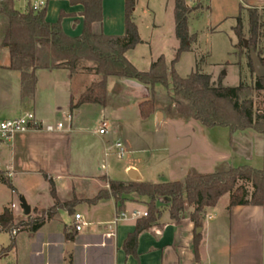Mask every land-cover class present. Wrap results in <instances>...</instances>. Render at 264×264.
<instances>
[{
    "label": "crops",
    "instance_id": "obj_1",
    "mask_svg": "<svg viewBox=\"0 0 264 264\" xmlns=\"http://www.w3.org/2000/svg\"><path fill=\"white\" fill-rule=\"evenodd\" d=\"M24 1L26 9L23 12H26L36 0ZM213 1L199 2L202 9L207 3L206 9L212 11ZM235 1L239 4V12L230 16L235 21L240 14V5L264 8V0H250V3ZM158 2L159 5L156 0H137L134 8V20L142 42L125 55L140 71H148L162 55L170 70L179 47L175 18H171L174 16L175 0ZM223 5L226 9L227 4ZM102 6L103 20L93 24L94 33L124 36L126 0H103ZM45 7L47 21L57 22L64 12V32L71 37L82 34V3L46 0ZM197 11L189 15L190 32V17ZM166 13L171 23L173 21L172 37L175 38L171 60L166 50L156 45L157 36L166 41L168 39L164 32L163 15ZM190 51H195L194 43ZM201 55L199 53L197 59L200 71L210 74L215 82V75ZM9 63H4L3 67L18 72L20 82L15 104L0 106V118H13L33 111L45 123L63 121L64 129L20 133L9 143L0 145V172L10 179L15 188H9L11 201L4 208L19 216L22 209L17 198L24 196L31 206V217L45 218L36 232H31L29 225L17 232L15 246L0 260L8 258L10 264H264V206L239 205L228 210L230 196L227 194L226 199V195L221 197L217 205L206 213L198 256L195 251L196 229L189 217L193 208L186 211L182 220L174 221L168 208L161 207L157 221L140 233L135 256L126 254L124 242L142 217L133 213L147 211V197L130 194L121 210L126 216L116 224L112 221L119 210L113 196L91 202L100 191L109 189V179L153 183L182 180L191 171L207 174L222 165L235 166L245 158L243 151L246 149L251 152V149L257 148V153L261 152L263 158V138L260 134L256 131L254 135L250 134L254 139L248 136V146L241 144L237 137L247 130L233 135L229 131L225 141V133L218 131V127L207 128L197 120L168 114L164 110L165 104L160 101L156 112L142 119L140 103L151 97L150 87L117 76L108 78L106 106L84 103L72 110V103L100 78L95 72L84 69L74 74L64 67L37 69L35 93L32 97L23 98L21 73L8 69ZM157 91L160 95L166 94L163 87H158ZM25 105L27 108H24ZM68 113L73 115L71 121L66 119ZM103 123H106L107 131L100 134L98 129ZM151 124L156 125L158 131L163 130V136H155V132L149 131ZM118 141L125 146L126 160L120 170H114L110 161L113 156L119 158L114 147ZM253 142L256 144H251ZM250 154L254 156L249 153L248 157ZM132 168L138 171L141 180H133L129 176ZM50 181L55 184L58 201L67 206L55 208L56 199L51 193ZM0 184L5 185L1 181ZM158 203L163 205L167 200L160 199ZM13 204H16L15 208ZM70 208L73 213L69 212ZM75 213L83 214L88 224L79 232L73 228L75 238L69 241L65 227L73 226ZM110 233L114 235L109 236ZM70 244L73 249L68 262Z\"/></svg>",
    "mask_w": 264,
    "mask_h": 264
},
{
    "label": "trees",
    "instance_id": "obj_2",
    "mask_svg": "<svg viewBox=\"0 0 264 264\" xmlns=\"http://www.w3.org/2000/svg\"><path fill=\"white\" fill-rule=\"evenodd\" d=\"M73 4L82 3L84 11V29L80 36L71 37L62 28V12L57 22L46 20L47 8L39 11L29 5L26 12L15 6V0H0V21L2 22L1 45L8 48L10 70L21 73V91L23 98L32 97L37 84V69L67 68L71 74L79 70L95 72L100 78L72 103V110L84 103H97L106 106L108 103V78L117 76L136 80L151 89V97L140 103V115L147 119L156 112L159 101L165 104L168 114L178 115L199 121L207 128L226 127L230 134L254 130L263 138V167L251 165H222L215 172L201 174L191 171L182 180L153 183L146 181H119L109 179L108 190H102L91 200L95 202L107 196H113L118 210L124 209L126 200L132 193L147 197L148 215L137 220L136 228L129 233L124 250L128 255L137 256L138 239L142 231L152 227L157 221L161 207H167L170 217L180 221L186 216L189 208L193 210L189 217L195 225V251L199 255V244L207 210L214 208L221 197L229 195L228 210L233 206H264V110L257 106L256 98L264 96V77L256 75L252 84L240 80L236 86H225L219 77L213 82L210 74L200 70L181 76L175 64L181 54L191 50L195 35L189 31V15L201 9V2L188 6L186 0H175V32L179 47L175 51L171 69L166 65L165 57L160 56L152 63L148 71H140L126 57L125 53L142 42L138 26L134 20V8L137 0H126L124 36L107 35L104 32L94 33L93 24L103 20V0H71ZM248 14V38L244 32L243 12ZM264 10V8H263ZM264 15L258 7L245 8L240 5V14L236 17L233 30L238 38L236 47L246 48L249 67L255 72L251 52L255 51L264 65V56L258 49ZM247 40V47L245 45ZM91 62L92 65H87ZM158 87L166 90L160 95ZM0 181L15 190L10 179L0 172ZM51 182V193L56 199L55 208L67 206L58 201L56 187ZM160 199H169L160 205ZM70 213L73 210L69 209ZM18 216L9 208L0 214V230L17 229L20 224L29 225L31 232H36L45 218L27 216L26 222L16 224ZM51 217V215H49ZM66 238L73 241V226H66ZM15 246V235L7 251Z\"/></svg>",
    "mask_w": 264,
    "mask_h": 264
},
{
    "label": "rangeland",
    "instance_id": "obj_3",
    "mask_svg": "<svg viewBox=\"0 0 264 264\" xmlns=\"http://www.w3.org/2000/svg\"><path fill=\"white\" fill-rule=\"evenodd\" d=\"M158 1L159 0H156L157 5H159ZM195 1L198 4L200 0ZM206 1L207 0H204V2ZM245 2L250 3V0H245ZM224 3L227 4L226 9L223 5ZM206 4L205 9H199V11H197L196 13L191 15L192 17H190V34L195 35V41L193 42L195 46V51H186L181 54L179 60L176 62L177 64H175L177 72L181 76L185 77L193 71L200 70L199 65L197 64L198 55L200 53L203 54L201 56H203L205 61L209 64L208 69H210V72L215 75V79H217L215 83H218L219 77L222 80V84L225 86H236L240 83V79L243 80L245 83H254L256 74L255 72H252L249 67V57L245 50L246 48H240L235 46V44L238 43V38L232 26L236 24V21L230 16L238 14V2H234V0H214V6L212 11H208L206 9ZM15 6L21 12L26 9V3L24 0L15 1ZM244 7L249 8L253 6L248 5ZM259 10L264 15L263 8H259ZM163 17L165 18L164 32L167 35L168 39L166 41L165 39H162L157 36L156 45L160 48L165 49L168 59L171 60L174 55L172 45L174 44L175 39L172 37L173 21L171 23L169 18L170 16L168 13L163 15ZM171 18L173 20L174 16H172ZM243 20L245 36L246 38H248L249 25L248 14L246 10L243 12ZM262 22L263 26L261 28V36L258 43V49L264 56V17L262 19ZM1 30L2 22L0 21V106L5 107L8 105L15 104L17 100L16 92L19 87L20 80L18 72H12L6 70L3 67L4 63H9L10 56L8 48L3 47L1 45ZM201 56L199 57V60ZM86 64L92 65L91 62H86ZM256 102L257 106L264 110V96L260 95L259 97H257ZM24 108H27V105H25ZM218 129V131H222L223 133H225L226 141V133H229V129L226 127H218ZM148 130L155 132V136H163L164 133L163 130L158 131L156 125L153 124L149 125ZM244 133L245 134H240L239 136H237L238 141L241 144H246V146H248V136H250V134L254 135L255 131L247 130ZM250 137L251 139H254L253 136ZM251 144L255 145L256 142H253ZM247 150L248 149H246V151H243L245 153V158L240 161L241 163H235V166L251 165L256 168H261L263 159L261 158L262 153H257V148L251 149V152L250 150L249 152ZM249 153L254 154V156L252 157L250 154V156L248 157ZM125 158L119 159L117 158V156H113L110 161L111 168L114 170H120L121 166L126 160ZM227 196L228 195H226L224 199H226ZM10 199L11 193L9 187L7 185L0 184V212L4 209V206L7 205L9 201H11ZM17 202L20 203V197L17 198ZM23 221H27V216H25L21 211L20 215L16 219V224L19 222L21 223ZM24 226L26 225L20 224L17 228V232L23 229ZM12 234L13 232L10 233L9 231L0 230V257L5 252H7V247L11 244ZM8 261L9 259L5 258L3 260H0V264H6L8 263Z\"/></svg>",
    "mask_w": 264,
    "mask_h": 264
},
{
    "label": "built area",
    "instance_id": "obj_4",
    "mask_svg": "<svg viewBox=\"0 0 264 264\" xmlns=\"http://www.w3.org/2000/svg\"><path fill=\"white\" fill-rule=\"evenodd\" d=\"M195 0H190L187 2V5L190 6L193 4ZM46 5V0H36L31 4L35 11H39L43 9ZM66 119L71 121L73 119L72 113H68L66 115ZM64 129V122L59 121L56 123H45L41 121L33 111H27L20 116L13 118H0V145L9 143L15 135L20 133H27L32 131H61ZM107 131L106 123H103L102 126L98 129L100 134H105ZM116 149V154L120 159L124 158L126 155L125 146L121 141H118L114 145ZM13 208L16 207V204L12 205ZM134 216H147L148 211L145 212H134ZM126 216L124 211L116 212L114 219L112 221L113 224H116L120 219ZM88 222L85 220L83 214L75 213L73 217V228L76 231H81ZM18 229L13 230V234L17 233ZM114 235V233H110L109 236ZM10 264V263H6Z\"/></svg>",
    "mask_w": 264,
    "mask_h": 264
},
{
    "label": "water",
    "instance_id": "obj_5",
    "mask_svg": "<svg viewBox=\"0 0 264 264\" xmlns=\"http://www.w3.org/2000/svg\"><path fill=\"white\" fill-rule=\"evenodd\" d=\"M247 40H245V45L247 47ZM251 59L253 62V67L255 70V74L259 77H264V65L262 64L259 56L257 55V53L255 51L251 52ZM129 176L133 179V180H141V176L139 175L138 171L136 169H130L129 171ZM167 201L169 199H166ZM20 208L22 209V212L25 216H28L31 214V206L28 204L26 198L24 196L20 197ZM202 228L198 229V232H201ZM72 249H73V245L70 244L68 247V254H67V259L68 262H70V255L72 253Z\"/></svg>",
    "mask_w": 264,
    "mask_h": 264
}]
</instances>
